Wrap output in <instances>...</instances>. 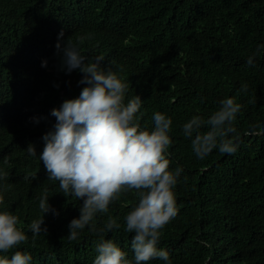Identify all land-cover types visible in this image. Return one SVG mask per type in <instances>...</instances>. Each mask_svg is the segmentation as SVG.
<instances>
[{
  "label": "trees",
  "instance_id": "trees-1",
  "mask_svg": "<svg viewBox=\"0 0 264 264\" xmlns=\"http://www.w3.org/2000/svg\"><path fill=\"white\" fill-rule=\"evenodd\" d=\"M82 2L87 3L71 6L62 0H1L0 63L7 66L10 62L2 71L17 74L26 69L25 62L31 56L34 58L35 40L47 35L41 19L44 17L39 14L55 27L64 18L73 20L76 29L84 30L105 28L106 21L117 17L130 21L135 34L133 42L118 56L128 69L121 77L131 84V98H141L142 126L154 129L152 116L157 111L171 117L170 167L184 169L175 188L178 214L161 230L158 247L169 252L171 264H264V134L249 131L255 124L264 126V48H260L254 65L246 63L257 48L264 46V0ZM63 69L65 74L59 75L58 84L69 93L61 105L77 98L86 86L74 87L81 77L74 70L69 73ZM244 83L249 86L247 95L239 92ZM55 94L58 97L59 92ZM226 97L242 105L236 121L239 149L231 155L213 150L203 160L197 159L192 140L183 134V125L195 115L209 118ZM252 98L255 103H248ZM33 102L23 89L4 93L0 85L3 113V103L11 115L22 106L37 113L35 121L22 126L15 123L13 134L0 136V146L9 152L26 150L32 140L44 145L43 136L56 123L52 111ZM208 130L205 126L200 131ZM27 138L30 140H24ZM0 163L7 178H11L9 183L14 184L23 173L14 171L21 168L10 164V171L2 159ZM38 165L36 160L31 162L32 167ZM48 181L43 182L53 189L47 193L59 190ZM21 185L33 193L30 201L36 212L27 226L43 213L33 186ZM49 203L59 215L45 214L47 233L42 232L34 242L31 236L21 248L0 255L11 258L19 250L31 254V264H94L99 235L86 227L78 240L67 238L68 225L80 216L82 201L63 194L54 200L49 197ZM136 203V195L129 192L111 204L107 214L96 218L97 228L104 226L108 216L121 224L119 230L103 236L126 251L129 260H134L133 234L124 231V223ZM7 206L9 203L3 209ZM149 264L165 262L152 260Z\"/></svg>",
  "mask_w": 264,
  "mask_h": 264
},
{
  "label": "clouds",
  "instance_id": "clouds-1",
  "mask_svg": "<svg viewBox=\"0 0 264 264\" xmlns=\"http://www.w3.org/2000/svg\"><path fill=\"white\" fill-rule=\"evenodd\" d=\"M62 1L71 6L87 3ZM39 15L44 17L41 19L47 35L35 40V56L25 62L24 71L5 73L2 69L10 62L7 66L0 63V85L4 93L23 89L35 105L52 111L56 123L43 136L44 145L32 140L26 150L10 152L0 146V159L7 170L13 171L9 166L15 164L21 169L14 172H23L11 184L0 163V253L21 248L29 237L34 242L42 232L47 233L45 214L59 215L50 205L49 197L54 200L64 194L82 201L80 216L68 225V240H78L86 227L100 236L94 264H149L152 260L171 264L169 252L158 244L161 230L178 214L175 188L184 169L170 167L171 117L157 111L152 116L154 129L142 126L141 98H131L134 95L131 84L121 77L128 69L118 61V56L133 42L135 34L130 21L117 17L106 21L105 28L84 30L76 29L71 19L62 18L61 25L55 27L43 14ZM260 48L264 46L248 57V65H254ZM63 67L81 77L74 87L86 86L77 98L65 100L61 105L69 93L58 84L59 75L65 74ZM19 78L21 81L16 84ZM248 91L249 86L242 84L239 92L247 95ZM248 103L254 104L255 99ZM241 109L235 98L226 97L219 101V108L209 118L195 115L183 125V134L192 140L197 159L203 160L213 150L229 155L238 151L240 133L236 121ZM3 111L0 108V136H10L15 123L22 126L35 121L37 115L28 106L8 114L4 103ZM205 126L209 130L201 132ZM249 131L264 134V126L258 123ZM33 160L38 162V167L31 166ZM47 179L59 190L47 193L53 189L44 184ZM21 183L33 186L43 213L27 226L24 225L36 212L30 201L33 193ZM129 192L136 195L137 203L125 216L124 231L133 234L134 260H129L128 253L113 240L104 239V233L119 230L121 224L108 216L104 226L97 228L96 220L98 214H107L109 206ZM14 194L20 196L14 198ZM6 203L9 206L3 209ZM31 261V254L26 251L17 250L11 258L0 255V264H31Z\"/></svg>",
  "mask_w": 264,
  "mask_h": 264
}]
</instances>
